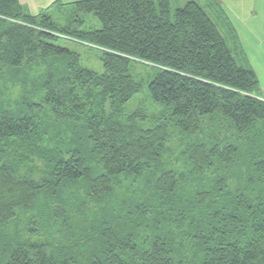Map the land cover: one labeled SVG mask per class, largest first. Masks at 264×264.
<instances>
[{"label": "trees", "instance_id": "trees-1", "mask_svg": "<svg viewBox=\"0 0 264 264\" xmlns=\"http://www.w3.org/2000/svg\"><path fill=\"white\" fill-rule=\"evenodd\" d=\"M74 4L101 28L84 30L78 15L63 25L48 13L31 14L19 0H0L1 75L64 59L62 71L46 69L41 100L29 97L20 114L0 111V264H264V97L222 4L189 0L175 10L171 0ZM61 39L100 48L102 71L83 66L81 54L59 45ZM142 92L165 119L146 126L140 110L125 116ZM213 119L247 136V156L239 158L234 144L193 143L184 150L191 173L203 176L214 159L226 171L247 160V193L241 182L229 184L235 177L226 171L208 190L187 192L183 174L163 164L171 127L194 136ZM5 156L11 160L3 162ZM34 157L47 164L42 178L21 171ZM120 177L146 178L151 191H117ZM42 199L54 200L50 210ZM107 201L125 210L95 214L92 233L79 240L37 229L44 219L71 230V215L81 211L74 203L104 210ZM149 210L167 227L157 225L142 248L138 217ZM23 215L24 233L5 234Z\"/></svg>", "mask_w": 264, "mask_h": 264}, {"label": "rangeland", "instance_id": "rangeland-1", "mask_svg": "<svg viewBox=\"0 0 264 264\" xmlns=\"http://www.w3.org/2000/svg\"><path fill=\"white\" fill-rule=\"evenodd\" d=\"M189 0H171L172 8L175 10L177 7H182ZM199 3H203V0H195ZM247 1L248 0H227L225 4V11L230 18V21L233 22L235 27V32L237 34L238 43L244 50L246 59L248 60L250 66L256 72L260 86H264V65L261 63V55H256L253 57V66L251 63V57L247 53V50L256 52L257 46L255 41H262L264 44V26H263V17L261 15H256L253 20L247 23ZM222 4V3H221ZM45 13L50 14L53 19L60 24H67L76 18V15L84 21V30H96L101 28V23L94 14H86L77 12L76 5L74 1L67 3L66 8L59 10L58 8H52ZM59 45L68 47L69 49L78 52L81 54V63L83 66H87L96 71H102V50L95 46H89L85 43L73 40H64L61 39L58 42ZM262 52H264V47ZM57 57H48L46 60L33 64L31 66H24L21 69H13L5 72L3 75L0 74V111L3 109H8L16 114L23 113L25 107L23 103H28L29 97L33 101L42 99V85L44 79V73L46 69H55V71H62L64 69V59H56ZM259 93V92H258ZM140 110L141 113L146 115V126H152L162 119L166 118V113L163 108L155 104L147 92H142L139 96H136L126 107L125 116L127 117L131 113ZM205 129L201 134L196 135H186L179 132L177 129L171 127L170 136L168 142L166 143L165 151L163 154V164L167 168L174 169L178 173H182L183 188L187 192H196V191H205L214 183L222 173L226 171L224 163L219 162L217 159H214L211 164L205 169L204 175L198 177L197 175L193 176L191 173V162L189 158L184 155V150L188 145L193 143H205L209 147L217 145L218 147H225L229 144H234L237 148L238 153H240L239 158H245L247 156V136H237L232 132V126L225 120L222 119H213L211 121H206ZM74 130V129H73ZM72 130V132H73ZM71 131V130H70ZM75 135V134H74ZM11 160V157L5 156L3 162ZM24 161L25 158L22 157ZM247 160H241L238 162L240 167L232 166L228 171L231 176H234L235 179L230 178V185L234 188L237 183L244 184L243 190L247 193ZM21 171L24 174H31L35 178H42L47 172V164L41 159L33 158V161L24 162L21 167ZM225 172V173H226ZM234 174V175H233ZM147 177V176H145ZM120 184L117 185V191L123 190L122 188H128L127 192L129 193L133 189H139L141 191H151L150 187L146 185V178L139 179H125L120 177ZM256 178V177H255ZM246 184V185H245ZM246 188V189H245ZM63 195L62 197H65ZM125 196L119 197V201H123ZM45 206L50 210L54 205V200L42 199ZM119 202H114V205H111V202H106V209L101 210L98 205L85 204L79 205L74 203L75 208L80 207V216L76 214L71 215L69 222L75 226V228L69 230L67 225L62 223V221H54L51 223H45L44 219L34 218V221H39L37 229L40 233L44 234L45 237H71V239L79 240L80 237L84 235H89L92 233V224L89 220H92L96 214L98 217L104 215L103 213L110 214L111 206L113 210L123 213L125 209H121L118 205ZM42 204V203H41ZM38 208L42 205H37ZM103 206V204L101 205ZM46 207L44 210H48ZM129 208V207H128ZM127 208V210H128ZM47 213V212H46ZM83 214V215H81ZM139 214V213H138ZM26 215L20 217L8 228L5 229V234L11 236L24 233ZM142 219L139 215V223H143L144 226L138 229L136 232L137 237H140V245L142 248H146L147 240L145 237H153L157 225L160 227H167L163 224H157L162 221L161 215L154 210H149ZM166 217V215H165ZM28 219V218H27ZM27 224V223H26ZM170 226V225H168ZM35 226H32V228ZM80 227V228H79ZM174 227V226H172ZM50 229V230H49ZM53 232V236H50L49 233ZM85 240L82 239V242ZM78 249L74 250L75 256L78 254ZM82 255H85L83 252ZM79 264H90L88 262L80 261Z\"/></svg>", "mask_w": 264, "mask_h": 264}, {"label": "crops", "instance_id": "crops-1", "mask_svg": "<svg viewBox=\"0 0 264 264\" xmlns=\"http://www.w3.org/2000/svg\"><path fill=\"white\" fill-rule=\"evenodd\" d=\"M22 5H24L31 14L36 15L42 12H47L52 8H58L59 10H63L66 8L67 3H72L73 1L79 0H19ZM222 3L224 7L227 4V0H218ZM63 5H62V4ZM225 8V7H224ZM261 15L264 19V0H248L247 1V23L254 19L256 15ZM264 26V21H263ZM257 46L256 52L247 50V53L251 57V63L253 66V57L256 55H261V63L264 65V52H262L264 44L262 41H255ZM259 96L264 97V86H260V90L258 93Z\"/></svg>", "mask_w": 264, "mask_h": 264}]
</instances>
